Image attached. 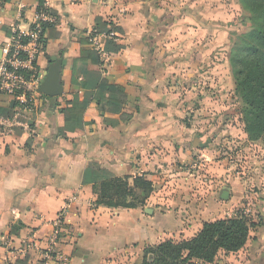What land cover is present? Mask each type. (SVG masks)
Returning <instances> with one entry per match:
<instances>
[{"label":"crops","instance_id":"1","mask_svg":"<svg viewBox=\"0 0 264 264\" xmlns=\"http://www.w3.org/2000/svg\"><path fill=\"white\" fill-rule=\"evenodd\" d=\"M43 1L57 16L58 36L50 38L46 31L49 39L38 66L44 75V53L64 60L63 93L33 115V130L0 131V264H39L62 209L66 230L53 246L61 260L49 264H135L144 246L190 238L203 222L231 216L251 201L242 181L228 170L216 179L201 174L204 165L210 169V156L195 148L199 138L193 133L199 126L185 122L187 109L208 98L194 91L210 82V72L219 76L226 66L231 74L228 43L244 14L238 0ZM35 11L36 0L0 1V45L10 24L26 30ZM96 16L121 26L123 48L101 56V64H89L86 90L105 76L124 85V111L131 116L120 121L116 114H105L115 123L104 122L92 100L82 128L63 138L57 132L62 115L54 103L82 99L85 89L70 85V63ZM90 161L114 176L152 180L145 205L95 206L91 185L84 183ZM189 161L190 169L199 171L182 166ZM224 189L227 199L221 196ZM257 217L242 249L221 250L213 262L195 264H264V206ZM16 224L18 233H10Z\"/></svg>","mask_w":264,"mask_h":264},{"label":"trees","instance_id":"2","mask_svg":"<svg viewBox=\"0 0 264 264\" xmlns=\"http://www.w3.org/2000/svg\"><path fill=\"white\" fill-rule=\"evenodd\" d=\"M238 2L248 14V28L237 34V41L229 49L228 60L234 80V93L241 103L239 114L243 131L250 139L260 140L264 147V0ZM43 3V0H36V10ZM42 28L50 30V38L58 36L53 25L44 23ZM122 33L121 26L112 18L96 16L92 29L78 40L80 54L71 60L69 82L85 91L82 99L54 103V106H59L62 115L63 123L57 132L63 138H67V132L82 128L83 113L92 100L97 102L104 122L115 123L114 120L107 119L105 114H116L120 121H126L131 116L124 111L127 102L124 85L105 76L94 82L92 89L86 90L89 86L85 80L89 64L102 62V55L95 48L92 37L95 34L104 35L102 51L115 54L123 48L118 43ZM48 39L49 37L42 38L43 51L46 50ZM78 77H82V80L78 81ZM10 108L11 100L0 93V114H9ZM87 170L84 183L91 185L95 206L142 207L154 190L153 181L146 179L144 175L114 176L94 161L88 162ZM253 225V221L237 209L234 215L203 222L201 228L190 238L165 239L144 246L138 264H195L197 261L211 263L221 250L229 253L242 249ZM19 229L20 224L12 225L10 233L17 234Z\"/></svg>","mask_w":264,"mask_h":264},{"label":"rangeland","instance_id":"3","mask_svg":"<svg viewBox=\"0 0 264 264\" xmlns=\"http://www.w3.org/2000/svg\"><path fill=\"white\" fill-rule=\"evenodd\" d=\"M247 15L244 11L240 17L237 16L238 22H245L231 32L227 49L237 41L238 33L247 30ZM219 63L222 68V59ZM214 76L216 75L210 72V82L200 84L203 89L194 91L196 97L201 96L202 91L208 98H199V101L187 109L185 122H194L199 126L201 130L193 133L194 138H199L195 148L210 156L211 167L208 169L204 165L200 170L201 174L205 178L216 179L228 170L231 176H237L244 184L245 194L251 196V201L246 199L245 204L237 209L248 208L250 212L246 216L253 221L258 218L259 208L264 206V147L260 140L250 139L243 131L239 114L241 103L234 93V80L226 71V66L224 71L220 69L219 76ZM197 155L199 153L193 158ZM181 164L190 169V161ZM190 170L199 171L196 167Z\"/></svg>","mask_w":264,"mask_h":264},{"label":"built area","instance_id":"4","mask_svg":"<svg viewBox=\"0 0 264 264\" xmlns=\"http://www.w3.org/2000/svg\"><path fill=\"white\" fill-rule=\"evenodd\" d=\"M19 7L21 9L23 5L20 4ZM50 10L44 2L35 11L34 19L26 30L20 29L16 22L10 24L9 33L0 45V93L7 95L13 101L9 114H0V131L11 132L15 127L33 130L31 127L33 115H37L49 101V98L39 93L37 89L43 77L38 66V57L43 53L42 38L45 37L48 29L42 28V24L55 26L58 22L56 14L51 13ZM104 37L95 34L92 40L101 55L107 56V53L102 51ZM241 211L244 215L250 212L248 208ZM65 230L64 209H62L53 220V231L48 236L49 245L41 253L39 264H49L50 261L60 262L61 257L53 246ZM27 243L30 246L31 243ZM5 244H9L7 239Z\"/></svg>","mask_w":264,"mask_h":264},{"label":"water","instance_id":"5","mask_svg":"<svg viewBox=\"0 0 264 264\" xmlns=\"http://www.w3.org/2000/svg\"><path fill=\"white\" fill-rule=\"evenodd\" d=\"M44 58L47 61V67L40 80L37 91L50 99H54L63 93V84L60 78L61 69L64 67L65 62L61 58L53 59L46 53H44ZM12 105L13 101H11ZM49 109L53 110V105ZM221 196L223 199H227L228 191L224 189Z\"/></svg>","mask_w":264,"mask_h":264}]
</instances>
